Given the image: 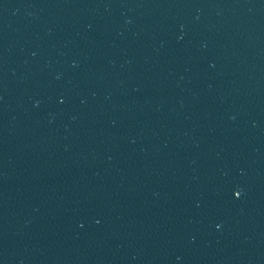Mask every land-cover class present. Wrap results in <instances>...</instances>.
Here are the masks:
<instances>
[{
    "label": "water",
    "instance_id": "95a60500",
    "mask_svg": "<svg viewBox=\"0 0 264 264\" xmlns=\"http://www.w3.org/2000/svg\"><path fill=\"white\" fill-rule=\"evenodd\" d=\"M0 264H264V0H0Z\"/></svg>",
    "mask_w": 264,
    "mask_h": 264
},
{
    "label": "snow or ice",
    "instance_id": "6c2138e0",
    "mask_svg": "<svg viewBox=\"0 0 264 264\" xmlns=\"http://www.w3.org/2000/svg\"><path fill=\"white\" fill-rule=\"evenodd\" d=\"M238 195V194H237Z\"/></svg>",
    "mask_w": 264,
    "mask_h": 264
}]
</instances>
